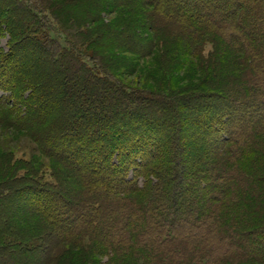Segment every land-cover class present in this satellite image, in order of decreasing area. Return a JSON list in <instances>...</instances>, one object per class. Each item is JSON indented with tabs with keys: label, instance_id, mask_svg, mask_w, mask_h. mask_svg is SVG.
Segmentation results:
<instances>
[{
	"label": "trees",
	"instance_id": "obj_1",
	"mask_svg": "<svg viewBox=\"0 0 264 264\" xmlns=\"http://www.w3.org/2000/svg\"><path fill=\"white\" fill-rule=\"evenodd\" d=\"M117 2L149 38L233 74H215L219 92L134 88L51 2L0 0V127L59 166L0 156V264L67 246L90 264H264V0ZM143 32L122 45L146 54Z\"/></svg>",
	"mask_w": 264,
	"mask_h": 264
},
{
	"label": "rangeland",
	"instance_id": "obj_2",
	"mask_svg": "<svg viewBox=\"0 0 264 264\" xmlns=\"http://www.w3.org/2000/svg\"><path fill=\"white\" fill-rule=\"evenodd\" d=\"M47 1L56 6L58 16L64 22H68L70 26L76 27V24H82L84 37H87L89 41V49L101 58L119 80L134 88L141 87L146 90L167 93L219 92L215 89L218 80L215 74L219 70L223 75L233 74L231 67L225 65L226 69L222 70L220 67L219 70H215V65H210L208 60L206 63H202L188 57L177 46L167 41L164 42L161 39L154 41L149 38L150 25L146 16H140L129 8L120 7L117 0H103L105 3L110 2V5L108 4L106 7L102 5V0ZM98 7L97 12L95 9ZM137 28L143 29L146 43L152 42V45L154 43L153 49L143 51L146 54L142 53L141 56L135 54L134 48L126 47V49L122 45L124 39L132 36ZM8 39L9 36L5 34L2 36L0 49L8 50ZM212 50V45H207L205 55L208 56ZM28 56L31 59L38 58V55L33 51ZM69 82L72 84L75 82V78L72 76ZM2 96H7V94L0 90V97ZM188 111L192 112V109H187ZM191 149L196 151L193 146ZM12 152L16 153V160H31L33 163L38 160L52 168H59L54 162L43 158L38 152L37 146L24 133L0 127V156L9 155ZM21 206L17 205L13 208L14 212L20 214V219L24 220L21 225L31 229L42 225L43 222L38 220L26 221L24 216L27 209L23 205ZM59 255L56 262L50 264H90L85 250L67 246L60 248ZM95 259L100 261V264H107V259L101 256H95Z\"/></svg>",
	"mask_w": 264,
	"mask_h": 264
}]
</instances>
